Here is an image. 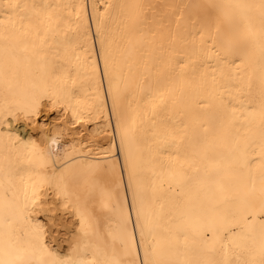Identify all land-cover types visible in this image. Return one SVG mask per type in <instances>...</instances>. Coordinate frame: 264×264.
Listing matches in <instances>:
<instances>
[{"label":"bare ground","instance_id":"obj_1","mask_svg":"<svg viewBox=\"0 0 264 264\" xmlns=\"http://www.w3.org/2000/svg\"><path fill=\"white\" fill-rule=\"evenodd\" d=\"M0 264H264V0H0Z\"/></svg>","mask_w":264,"mask_h":264}]
</instances>
